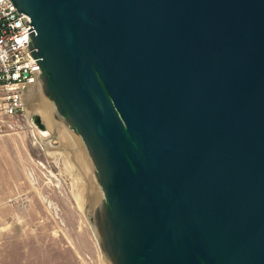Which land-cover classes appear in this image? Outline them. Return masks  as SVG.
<instances>
[{
  "label": "water",
  "instance_id": "obj_1",
  "mask_svg": "<svg viewBox=\"0 0 264 264\" xmlns=\"http://www.w3.org/2000/svg\"><path fill=\"white\" fill-rule=\"evenodd\" d=\"M11 1L107 264H264V0Z\"/></svg>",
  "mask_w": 264,
  "mask_h": 264
},
{
  "label": "rangeland",
  "instance_id": "obj_2",
  "mask_svg": "<svg viewBox=\"0 0 264 264\" xmlns=\"http://www.w3.org/2000/svg\"><path fill=\"white\" fill-rule=\"evenodd\" d=\"M68 162L37 142L26 110L0 121V264H107Z\"/></svg>",
  "mask_w": 264,
  "mask_h": 264
},
{
  "label": "built area",
  "instance_id": "obj_3",
  "mask_svg": "<svg viewBox=\"0 0 264 264\" xmlns=\"http://www.w3.org/2000/svg\"><path fill=\"white\" fill-rule=\"evenodd\" d=\"M29 25L11 0H0V121L25 108L23 92L36 65L26 50Z\"/></svg>",
  "mask_w": 264,
  "mask_h": 264
},
{
  "label": "bare ground",
  "instance_id": "obj_4",
  "mask_svg": "<svg viewBox=\"0 0 264 264\" xmlns=\"http://www.w3.org/2000/svg\"><path fill=\"white\" fill-rule=\"evenodd\" d=\"M36 139H37V142L40 143V141H39V139L37 138V136H36ZM68 164H69V166L73 169L71 163L68 162ZM78 193H79V192H78L77 190H75V196H76V198H77V194H78ZM81 196H82V195H81ZM79 198H81V197L79 196ZM77 199H78V198H77ZM92 230H93V233H94V237H95V239H96V241H97V243H98V246H99V242H98V238H97V236H96V233H95V231H94L93 228H92ZM99 248H100V247H99Z\"/></svg>",
  "mask_w": 264,
  "mask_h": 264
}]
</instances>
